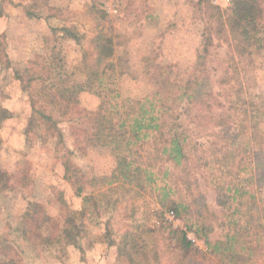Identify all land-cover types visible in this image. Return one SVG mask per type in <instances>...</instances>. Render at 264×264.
Instances as JSON below:
<instances>
[{"label":"rangeland","instance_id":"1","mask_svg":"<svg viewBox=\"0 0 264 264\" xmlns=\"http://www.w3.org/2000/svg\"><path fill=\"white\" fill-rule=\"evenodd\" d=\"M92 5L103 10L105 16L98 18ZM210 5L218 6L223 13L229 7L224 0H0V107L4 115L0 123V241L3 237L4 244L15 251L4 254L0 243V264H120L115 260V248L107 246L103 230L106 221L115 238L125 224L135 221L160 229L159 211L166 221L164 226L182 231L187 228L194 218L173 212L170 217L172 210L159 204L152 189L146 187L141 195L130 198L132 218H127L130 212L123 208L101 212L100 216L89 212L75 245L44 241L50 230L55 233L61 213L79 207V196L63 178V158L92 178L108 174L114 165L106 147H88L81 152L74 146L70 119L95 109L105 94L114 103L126 97L138 99L159 86L164 93L171 91L166 81L158 86L154 83L159 77L173 81L194 75L203 76V85L192 102L179 104L180 123L194 133L199 155L194 152L190 156L191 189L185 188L181 179L186 176L181 173L176 175L180 176L178 184L187 198L193 195L216 213L211 241L228 231H235L241 243L256 239L252 242V258L255 264H264V172L261 175L262 167L255 165L260 155L243 151L246 136L235 137V142L242 144L229 145L223 129L205 117L208 109H198L194 118L192 105L207 99L205 94L212 91L214 114L227 110L236 121L247 109L249 131L254 128L256 133L251 147L264 150V113L252 117L257 109L264 111V48L238 52L227 32L221 30L217 12ZM27 10L37 17L28 16ZM63 26L74 36L61 31ZM101 26L111 37L106 51L115 71L108 72L112 76L104 88L96 85L94 90L81 91L70 111L62 114L46 101L48 83L57 81L60 75H67L71 83L84 81V49H90ZM93 56L87 54L88 59ZM201 61L203 64L196 67L195 63ZM23 84L40 94L44 92L34 96L35 106L53 116L64 145L57 143L59 138L52 129L44 131L38 121H30L29 90L23 89ZM236 132L234 128L231 135ZM261 159L264 161L263 155ZM159 179L158 173L157 182ZM229 183L249 186L258 209L231 217L226 209L231 202V192L225 191ZM52 189L63 193L69 202L67 209L59 207L55 193L51 196ZM253 222L258 226L261 223L262 233L261 228H250ZM198 237L196 247L204 249L203 237Z\"/></svg>","mask_w":264,"mask_h":264},{"label":"trees","instance_id":"2","mask_svg":"<svg viewBox=\"0 0 264 264\" xmlns=\"http://www.w3.org/2000/svg\"><path fill=\"white\" fill-rule=\"evenodd\" d=\"M261 2L264 4V0H231L226 13H223L218 6L210 5V8L217 12L216 18L221 30L227 32L240 53L251 48H264V5ZM92 10L98 12V18L105 16V12L94 5ZM25 13L28 16L37 17L29 10ZM61 31L74 36L69 32L68 27H61ZM110 42V35L102 26L98 28L90 44L92 49H84L85 60L83 59L81 67L85 75L84 81L71 83L67 75L58 76L57 81L48 83L50 93L46 89L48 92V94L45 93L48 95L46 101L51 102L62 114H66L81 91L94 90L96 85L104 88L106 80L111 79L112 76L108 72L115 71V64L106 51ZM91 53L95 57L88 59L87 54ZM200 64H203L202 61L195 63V66ZM203 80L202 75L181 77L173 81L159 77L154 80V83L158 86L160 82L166 81L164 84L169 86L171 91L164 93L159 86V89L157 87L151 94L141 98L126 97L115 103L111 102L105 94L95 109L70 119L72 125L69 130L74 146L78 150L81 149V152H85L84 150L88 147H106L113 156L114 165L108 174L92 178L84 176L77 166L69 163L67 157L63 158V178L71 183L75 195L79 196V207L70 210L69 202L61 191L54 189L50 191L51 196L55 193V200L59 207L68 208V210L64 214L61 213V222L58 223L55 233H52V230L49 231L48 237L44 240L46 243L75 245L77 237L83 234L82 225L89 212L101 215L104 211L123 208L130 212L127 218H132L134 211L130 198L141 195L142 191L149 187L155 193L157 202L168 206L176 216L190 214L194 218L192 222L187 223V228L194 230L197 236L203 237L205 248L193 246L186 239L184 231L169 225L164 226L166 221L162 213L156 210L160 215L161 225L157 226L160 229L135 221L125 224L122 233L115 238L111 237L113 230L110 226L108 227L110 222L104 223L103 230L106 232L107 246L115 248L117 262L120 264H255L256 259L252 258L254 253L252 242L256 239L241 243L235 231H228L223 234V237L211 241L209 234L214 229L212 221L217 220L216 213L205 202L193 195L187 198L178 184L177 178L180 176L176 177L177 173H181L182 177L186 176L188 179L181 177V180L187 190L191 189L192 182L188 172L191 170V155L194 152L197 153V144L192 130L183 127L180 123L181 105L179 104L181 101L192 102L199 96ZM22 88L29 90L28 97L32 110L30 121H38L44 131L52 129L59 138L57 143L64 145L53 116L41 110V107L35 106L34 96L43 95L44 92L40 94V91L31 89L27 84H23ZM205 96L207 99L192 103L194 118L198 116V109L201 111L207 108L208 115L204 116L223 129L224 138L229 145L242 144L236 143L235 137L246 136L243 151L250 155H260V161L255 165L262 167L260 169L262 175L264 161L261 158L262 155L264 156V150H255L251 147L256 133L254 128L249 131L247 109H243L241 116L238 115V119L233 121L231 113L227 110L213 113L214 92L208 91ZM255 113L256 115L252 117L260 116L264 111L257 109ZM3 119V108L0 107V123ZM194 120L197 122V119ZM258 123L259 121L254 122V126L257 127ZM234 128L237 132L231 135V130ZM258 134L261 136L260 129ZM198 155L195 157H199ZM249 171L254 170L250 168ZM158 173L159 182H157ZM173 177L176 179L174 178L175 180L171 182ZM231 184L232 186L229 183L225 188L226 192H231L228 195L231 202L226 208L231 211V217L238 212H243L244 215L255 212L258 209L256 197L249 186L239 183ZM250 228L258 231L261 223L258 226L257 222H253ZM261 231L262 228L260 233ZM1 239L4 254L14 251L12 246L4 244L6 241L3 237Z\"/></svg>","mask_w":264,"mask_h":264},{"label":"built area","instance_id":"3","mask_svg":"<svg viewBox=\"0 0 264 264\" xmlns=\"http://www.w3.org/2000/svg\"><path fill=\"white\" fill-rule=\"evenodd\" d=\"M226 2V4H230L231 0H224ZM170 217H173L174 214L172 213V211L170 212ZM183 231L185 232V237L186 239L193 245V246H197L199 245V237L197 236V234H195V232H193L190 229L184 228Z\"/></svg>","mask_w":264,"mask_h":264}]
</instances>
